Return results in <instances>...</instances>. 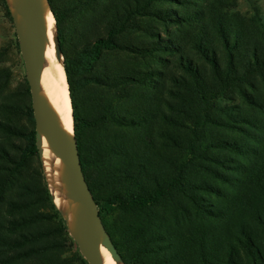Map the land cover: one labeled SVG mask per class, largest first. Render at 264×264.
Returning a JSON list of instances; mask_svg holds the SVG:
<instances>
[{
    "label": "trees",
    "instance_id": "16d2710c",
    "mask_svg": "<svg viewBox=\"0 0 264 264\" xmlns=\"http://www.w3.org/2000/svg\"><path fill=\"white\" fill-rule=\"evenodd\" d=\"M69 1L79 16L78 47L63 55L73 132L123 264H264L260 11L241 14L236 0H193L183 17L173 9L180 0L162 10L153 8L160 0ZM47 3L61 45L62 17L55 0ZM144 18L170 22L159 23L164 37L142 42ZM94 23H105L103 35ZM125 36L134 42L120 43ZM122 53L134 63L97 73ZM8 81L0 67V264H71L69 247L87 264L44 177L40 184L26 171L33 158L41 168L30 92L25 79L23 98L12 102Z\"/></svg>",
    "mask_w": 264,
    "mask_h": 264
},
{
    "label": "water",
    "instance_id": "95a60500",
    "mask_svg": "<svg viewBox=\"0 0 264 264\" xmlns=\"http://www.w3.org/2000/svg\"><path fill=\"white\" fill-rule=\"evenodd\" d=\"M18 1L23 6L22 10L14 14L9 12L29 87L35 137L37 142L45 140L54 153L58 171L73 200L74 223L71 229L67 228L70 237L87 264H103L101 246L107 249L112 258L122 262L104 228L97 203L85 180L73 128L68 131L56 120L50 103L42 92L41 74L46 30L44 6L50 12L51 10L47 0ZM55 43L56 56L60 57L56 37Z\"/></svg>",
    "mask_w": 264,
    "mask_h": 264
},
{
    "label": "rangeland",
    "instance_id": "374dc122",
    "mask_svg": "<svg viewBox=\"0 0 264 264\" xmlns=\"http://www.w3.org/2000/svg\"><path fill=\"white\" fill-rule=\"evenodd\" d=\"M183 3V7H173L174 11H180L183 17H188L191 15L194 10L193 0H180ZM237 7L236 9L241 14L251 15L252 8L256 7L264 20V0H236ZM56 8L62 17V34L63 41L62 44L59 45V52L62 58V63L64 60V53L67 55H71L75 52V49L78 47V38L76 35V26L78 24L79 16L76 14L73 9V5L69 0H55ZM154 9H165L171 8V4L167 0H160L158 3L153 5ZM53 16V15H52ZM54 19V18H53ZM141 23H145L146 33L140 36L142 42L148 43L152 40L153 35H158L160 33L163 37V26L159 23H170V22H162L157 21L153 18L142 19ZM95 25H99L98 34L103 35L105 32V23H94ZM170 27V26H169ZM118 41L122 44L128 45L129 43H133L134 40L130 39V36H125L119 38ZM133 64L134 61L132 58L127 57L126 55L118 54L108 56L103 60L98 66L97 73H102V70L107 67H114L116 65H125V64ZM0 67L7 69L9 81L7 91L12 92V102L15 100H19L23 98V90L25 87V69L23 60L19 53V49L16 45V36L14 31V26L12 23L11 16H7L6 11L3 6V0H0ZM223 103V100L219 102ZM79 116L85 117L88 116L89 113L86 110L84 100L82 94H80V100L78 103ZM19 125L23 126L25 129H28V123L26 120L20 118ZM13 158V154H12ZM27 172H30L34 175V179L38 183H42L41 175L42 170L39 167V163L36 158H33L26 169ZM42 172V173H41ZM45 179V178H44ZM100 199L99 196H97ZM120 213H113L110 220H117ZM108 219V218H107ZM77 247V246H76ZM117 251V250H116ZM79 252V251H78ZM118 253V252H117ZM119 254V253H118ZM65 258L70 260L71 264H79L75 259V248L69 247L67 252L64 254Z\"/></svg>",
    "mask_w": 264,
    "mask_h": 264
},
{
    "label": "bare ground",
    "instance_id": "6f19581e",
    "mask_svg": "<svg viewBox=\"0 0 264 264\" xmlns=\"http://www.w3.org/2000/svg\"><path fill=\"white\" fill-rule=\"evenodd\" d=\"M11 13L21 11L23 6L18 0H4ZM46 30L44 37V62L41 82L42 92L46 96L56 120L68 131L73 128L72 108L68 92L66 75L61 56H56V25L47 6H44ZM41 169L51 196L52 203L60 213L67 228L74 223V203L70 197L67 185L58 171L57 160L45 140L37 142ZM103 264H123L111 257L104 246L100 248Z\"/></svg>",
    "mask_w": 264,
    "mask_h": 264
}]
</instances>
